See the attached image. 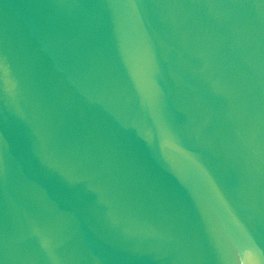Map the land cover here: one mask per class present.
<instances>
[{
	"label": "water",
	"instance_id": "obj_1",
	"mask_svg": "<svg viewBox=\"0 0 264 264\" xmlns=\"http://www.w3.org/2000/svg\"><path fill=\"white\" fill-rule=\"evenodd\" d=\"M0 264H264V0H0Z\"/></svg>",
	"mask_w": 264,
	"mask_h": 264
}]
</instances>
